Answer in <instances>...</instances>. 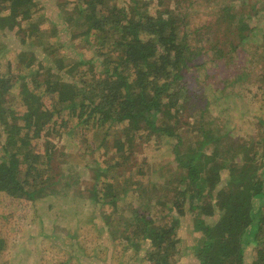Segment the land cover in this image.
<instances>
[{"label":"trees","instance_id":"obj_1","mask_svg":"<svg viewBox=\"0 0 264 264\" xmlns=\"http://www.w3.org/2000/svg\"><path fill=\"white\" fill-rule=\"evenodd\" d=\"M36 1L0 0V31L23 35L24 44L27 39L33 42L41 32L38 17L42 14L37 16ZM118 1L67 0L56 11L66 33L91 46L92 58L79 64H97L89 78L83 72L84 78L69 81L57 66L58 73L48 69L41 77L43 69L36 68L33 53L29 58L18 53L21 61L9 63L5 75L0 73V203L7 202L10 208L18 201L34 203L59 194L57 187L70 186L65 181L69 176L54 166L58 151L49 136L64 130L69 136L82 130L93 134L105 130L102 147L113 152L114 163L87 165L96 176L91 200L98 206L99 223L87 219L83 227L93 232H76L68 247L70 258L56 264L90 263L79 260L76 251L102 260L107 249L103 250L98 227L107 229L112 242L128 251L126 264L139 256L144 264H176L183 242L178 232L187 214L194 217V230L202 235L192 247L198 264H246L244 258L253 248L258 250L253 264H264V136L255 145L242 142L223 112L216 118L209 116V101L197 114L194 93L186 82L192 76L187 72L201 73L208 62L217 70L218 61L233 60L246 45L262 50L264 64V27L261 31L251 26L250 16L259 15L257 11L264 15V0L251 5L248 0H212L215 21L192 32L178 9L168 4L151 12L137 0H131L135 5L129 7L119 6ZM239 2L249 6L247 13L236 11ZM27 21L28 28L23 29ZM253 37H258L257 42L251 41ZM39 47L46 44L40 42ZM249 75H230L223 88L205 89L214 91V102L226 103L230 109L239 101L225 90L242 85ZM205 78L203 74L202 81ZM255 87L250 86L248 99L262 90L254 91ZM257 106L261 114L254 118L264 127V98ZM191 111L193 124L188 122ZM248 113L242 110V118L251 117ZM192 126L193 138L188 130ZM163 139L173 142L177 167L161 184L136 181L134 175H144L142 169L137 171L141 146ZM41 140H45L44 149H39ZM130 192L138 204L123 203L127 205L123 210L130 214L124 217L119 203ZM107 205L113 208L112 215L102 212ZM157 207H163L161 216ZM114 215L120 218L115 220ZM216 215L214 222L207 221ZM4 218L0 217V229ZM122 227V233L113 236ZM3 248L5 242L0 240V252Z\"/></svg>","mask_w":264,"mask_h":264},{"label":"rangeland","instance_id":"obj_2","mask_svg":"<svg viewBox=\"0 0 264 264\" xmlns=\"http://www.w3.org/2000/svg\"><path fill=\"white\" fill-rule=\"evenodd\" d=\"M137 1L141 5H148L151 12H155L158 8L162 10L164 3L168 4L167 6L172 9H178V12L182 14L179 16H183L181 17V21L184 20L191 32L200 29L206 23H213L217 17V15H214L215 8L212 0ZM36 2L38 9L36 10L37 16H41L38 14H42L41 19L38 17L41 32L35 34L33 42L31 39H27L24 44L22 41L23 35L6 30L0 31V73L5 75L4 73L8 71L9 63H13L14 65V61L15 63L21 61L17 58L18 53L28 54L25 56L28 58L33 53L32 55H35L37 61L36 68L42 67L43 69L41 77L45 76L48 69H52V73H58L57 66L59 70L61 68V75L69 81L84 78L83 72L89 78L92 68L96 67L97 64L88 66L85 63L81 67L79 64L80 61L86 62L92 58L91 46L72 39L66 33L67 29H65L66 26L61 21V16L56 12L59 4H65L67 0H37ZM177 2L181 3L177 5ZM253 2L255 3V0H248L247 4L251 5ZM239 4L240 2L237 5ZM74 5L75 2L73 1L71 7ZM118 5L129 7L135 5V3L132 4L131 0H119ZM240 5L236 10L238 13L243 12L245 14L247 13L246 11H249L248 5ZM257 13L259 15H250L251 26H257L262 31L264 27V15H260L263 14L262 11H257ZM236 16L241 17V15ZM29 23L28 21L23 22V29H27ZM255 38L258 39V37H253L251 41L257 42ZM40 42L45 43L46 47L40 48ZM70 44L73 45L69 47ZM262 54V50L254 51V49L246 45L240 55L236 56L233 60L229 61L223 58L218 61L219 64L217 66L219 69L216 70L208 62L203 70H201L202 74L192 70L187 72L188 74H192V76L188 75L186 77L188 87L194 93L193 107L196 113L199 114L209 101V116L216 118L219 115V111V113L223 112L227 121L230 122L229 125L234 128V132L231 130L237 135L234 136L241 138V141L248 145H255L264 136V127L259 123L260 119L254 118L256 114H261L255 109H258L257 103L261 107L264 98V64L260 59ZM241 72L251 75L248 76L246 82L242 85H232L225 90L237 97L239 104L236 107L231 105L230 109H226V103H219V100L214 102V91L206 90L205 87L223 88L225 86L224 81L229 79L230 75L233 76ZM200 74L201 77H199ZM203 74L206 75L204 81H202ZM250 83L256 85L254 91L258 87L262 88V90H258L260 93L257 91L253 93V95H256L254 99H248L250 97L248 90L253 85L249 86ZM14 93L18 94L15 90ZM199 96H201L200 99H198ZM18 103L19 101L16 99L14 102L16 109H18ZM242 110L248 111L251 117L244 116L242 118ZM192 112H190L191 118L188 119L190 124L195 122ZM222 123L219 122L220 125ZM188 130L191 132L193 138V126L189 127ZM64 131V134L61 132H58V134L54 133L49 136V139L58 151L57 156L53 159L55 161L54 166L56 168L61 167L66 176H69V180L66 179L65 181L69 182L70 186L57 187L59 194L46 196L44 199L34 203L18 201L14 204L13 208H10L7 202L4 204L0 203V217L5 215L4 223L2 224L4 226L0 229V240L5 242V249L3 248V251L0 252V264H56L57 262H66L70 258L68 247L70 243H74L73 237L76 236V232L84 235H87V232L88 234L93 232L92 229L86 231V228L83 227L84 222L89 218H93L96 224L99 223L98 206L91 200L96 176L88 166L94 165L95 162H99L102 167L114 163L113 152L102 147L105 136L103 132L105 130L97 131V134L82 130V134L77 132L73 136H69V132ZM45 140L39 142V149H44ZM208 153H211L210 150ZM57 160L58 162L56 163ZM137 161L139 165L141 164L137 171L142 169L144 175H134L136 181L143 184L163 183L170 171L177 167L173 154V142L163 139L161 141L151 140L149 143L143 144ZM65 162L67 164H64ZM227 176L225 174L226 178ZM126 177H129V174H125ZM226 178L223 179L221 185H225ZM97 187L100 188L101 184H98ZM149 195L152 196L153 194ZM145 196L147 197L148 193ZM4 199L6 198L4 197ZM125 199L126 201L119 203L118 209L121 210L119 214H123L125 212L123 209L127 207L123 203L128 205L130 203L138 204L134 199L133 192H130L128 198ZM0 200H3V198L0 197ZM102 208L104 209L103 213H111L110 215H112V207L107 205L102 206ZM162 209L163 207H161ZM155 210L156 208L153 211ZM161 210L157 207V213L160 216ZM123 216L130 217V214L125 212ZM218 217L216 215L212 219L208 218L207 221L212 223ZM119 218V215H114L115 220ZM193 219L194 217L191 214H187L186 218L182 219L178 235L183 242L180 252L181 257L176 264H198L192 253V247L198 244L199 237L201 238L202 235L195 232ZM119 231L114 232L113 236L118 237L122 233L123 227ZM98 235L100 240L103 241L104 246H106V248L103 246V250L107 249L104 252V258L97 261L94 258L90 259L83 255L84 253L80 255L76 251L75 254H78L77 258L83 262L90 261L89 264H126L125 259L128 257V251L125 252L120 243L112 242V236L109 234V231L107 229L99 230L98 227ZM257 251L255 248L248 251L244 258L246 264H253L257 257ZM140 257H137L133 264H144V262L140 263L138 261Z\"/></svg>","mask_w":264,"mask_h":264}]
</instances>
